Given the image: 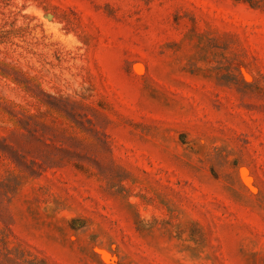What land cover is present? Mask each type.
Returning a JSON list of instances; mask_svg holds the SVG:
<instances>
[{
    "label": "rangeland",
    "instance_id": "374dc122",
    "mask_svg": "<svg viewBox=\"0 0 264 264\" xmlns=\"http://www.w3.org/2000/svg\"><path fill=\"white\" fill-rule=\"evenodd\" d=\"M0 264H264V0H0Z\"/></svg>",
    "mask_w": 264,
    "mask_h": 264
}]
</instances>
